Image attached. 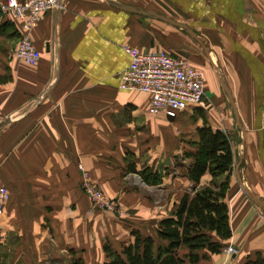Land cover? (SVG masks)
Returning a JSON list of instances; mask_svg holds the SVG:
<instances>
[{"label":"crops","instance_id":"obj_1","mask_svg":"<svg viewBox=\"0 0 264 264\" xmlns=\"http://www.w3.org/2000/svg\"><path fill=\"white\" fill-rule=\"evenodd\" d=\"M109 1L172 19L197 39L107 0H62L44 14L29 34L40 53L35 65L15 59L19 39L0 36V179L9 193L0 215L2 264H105L106 241L120 249L131 231L154 234L184 193L209 184L208 174L198 185L187 176L204 121L233 139L232 235L224 246L236 253L197 264H244L264 253V209L251 196L264 202V0ZM124 47L200 69L202 102L175 117L151 113L147 93L119 88L129 63ZM144 169L157 182H146ZM83 172L114 209L93 208Z\"/></svg>","mask_w":264,"mask_h":264},{"label":"trees","instance_id":"obj_2","mask_svg":"<svg viewBox=\"0 0 264 264\" xmlns=\"http://www.w3.org/2000/svg\"><path fill=\"white\" fill-rule=\"evenodd\" d=\"M0 36L19 39L15 21L7 20L0 11ZM198 140L193 161L187 169L188 178L198 185L208 174L209 184L184 193L171 217L158 221L152 235L131 231L132 240L115 249L103 245L108 260L105 264H197L218 254L232 235L226 195L233 171L235 151L229 132L213 128L206 121L197 127ZM144 169L140 175L146 182H157ZM72 264H82L75 259ZM244 264H264V253L256 251Z\"/></svg>","mask_w":264,"mask_h":264},{"label":"built area","instance_id":"obj_3","mask_svg":"<svg viewBox=\"0 0 264 264\" xmlns=\"http://www.w3.org/2000/svg\"><path fill=\"white\" fill-rule=\"evenodd\" d=\"M61 1L6 0L0 4L1 13L18 23L20 37L14 53L16 60L29 65H35L39 61L40 53L34 47L29 34L39 24L44 14L59 8ZM124 52L129 57V63L119 75V88L147 93L150 96L151 113L175 117L188 106L200 104L205 97L202 71L185 59L170 56L162 51L141 52L131 47H124ZM260 122L261 128L264 129V103ZM81 185L90 196L93 208H115V204L90 181L85 172L82 173ZM8 196V190L0 179V215ZM1 241L0 232V243ZM222 251L231 255L236 249L228 245Z\"/></svg>","mask_w":264,"mask_h":264},{"label":"water","instance_id":"obj_4","mask_svg":"<svg viewBox=\"0 0 264 264\" xmlns=\"http://www.w3.org/2000/svg\"><path fill=\"white\" fill-rule=\"evenodd\" d=\"M108 3L114 7V8H117L119 10H122V11H126V12H130V13H135V14H139V15H143V16H147V17H151V18H155V19H158V20H161V21H164V22H167L171 25H174V26H177V27H180L182 28L183 30H185L188 34H190L193 38L197 39V36L194 32H192L191 30H189L186 26L172 20V19H169L165 16H162V15H159V14H155V13H151V12H148V11H144V10H140V9H137V8H133V7H130V6H126V5H122V4H118V3H115V2H111L109 0H107ZM221 85H222V88H223V91L232 107V110H233V113H234V117L236 119V122L238 124V126L242 129V132L244 131L243 130V127L240 125V122H239V117H238V112H237V109H236V106L234 104V101H233V98H232V95L230 93V90L225 82V80L222 78L221 79ZM252 198L254 199V201H256L257 203H259L262 208L264 209V202L262 200H260L257 196H255L254 194H251Z\"/></svg>","mask_w":264,"mask_h":264},{"label":"rangeland","instance_id":"obj_5","mask_svg":"<svg viewBox=\"0 0 264 264\" xmlns=\"http://www.w3.org/2000/svg\"><path fill=\"white\" fill-rule=\"evenodd\" d=\"M235 253H236V252H235ZM235 253H234V254H235ZM228 255H230V254H228ZM231 255H232V254H231Z\"/></svg>","mask_w":264,"mask_h":264}]
</instances>
